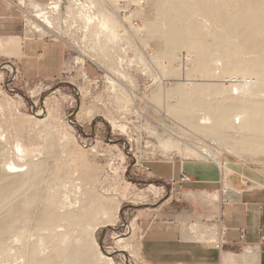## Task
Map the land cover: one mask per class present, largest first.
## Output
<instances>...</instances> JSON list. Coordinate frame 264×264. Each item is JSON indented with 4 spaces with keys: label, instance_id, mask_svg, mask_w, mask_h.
<instances>
[{
    "label": "rangeland",
    "instance_id": "1",
    "mask_svg": "<svg viewBox=\"0 0 264 264\" xmlns=\"http://www.w3.org/2000/svg\"><path fill=\"white\" fill-rule=\"evenodd\" d=\"M131 1L116 12L93 0L119 21L111 36L87 25L88 0H59L56 12L11 0L21 32L0 38V264H148L143 234L176 190L140 164L264 170V112L259 131L226 122L264 107V0ZM24 40L64 44L68 72L25 76L21 48L7 44ZM83 59L97 84L81 77ZM223 251L226 264H255L244 247Z\"/></svg>",
    "mask_w": 264,
    "mask_h": 264
},
{
    "label": "crops",
    "instance_id": "2",
    "mask_svg": "<svg viewBox=\"0 0 264 264\" xmlns=\"http://www.w3.org/2000/svg\"><path fill=\"white\" fill-rule=\"evenodd\" d=\"M10 6L0 0V38L21 32ZM7 44L15 52L21 48L13 59L25 76L51 79L68 72L64 44L29 40ZM144 167L150 177L176 190L175 197L169 196L160 207L161 220H152L143 234L140 251L148 264H218L220 258L226 264L230 254L222 249L242 247L245 257L264 264V170H231L225 177L224 167L219 169L214 161L180 157L153 159ZM182 173L187 177L183 181ZM220 227L226 231L218 249L213 241Z\"/></svg>",
    "mask_w": 264,
    "mask_h": 264
},
{
    "label": "bare ground",
    "instance_id": "3",
    "mask_svg": "<svg viewBox=\"0 0 264 264\" xmlns=\"http://www.w3.org/2000/svg\"><path fill=\"white\" fill-rule=\"evenodd\" d=\"M99 1L101 3L102 2H107L108 4H112L113 3V5L115 7V6H117L119 0H99ZM139 1L140 0H132L133 3H139ZM20 2L22 3L23 0H20ZM48 4L49 5H47V8H51V10L53 12L58 11V9L60 7L59 0L50 1V2H48ZM80 7L82 9V13H84V17L86 19L87 25H89L91 23L92 24L94 23L96 25L97 29H99L100 31H102L101 33H103V31H104V32L109 33V35H111V36H116L117 35V29H116V27L119 26V21L114 16L112 17V14L111 13L104 12L103 9H102V7H101V5H99L98 3L95 4L93 2V0H88L87 3L86 2L85 3H82ZM118 8H119V6H117V8L115 7V11L117 10L116 12H118ZM90 13H94V14L91 15ZM178 14L179 15H182L183 12L180 13V11H179ZM34 16H36V18L39 19V21L45 23L48 27H53L52 22H51V19H50L49 14H48V11L46 9H39V12H37L36 14H34ZM31 26L33 28L36 27L35 24H32ZM137 29L138 28H136V30ZM121 74H120V76H121ZM263 82L264 81H262V83ZM109 83H111V84L115 83L114 79H109ZM253 111H254V113H256L258 115L257 116H252L251 113ZM262 112H264V107H263V109H260L259 107H256V106L251 107V108H249L248 106H246V107H243L242 108V110L240 111L239 114L236 115V117H232L231 119H229L226 122H228L231 127H234L235 125H237L236 127H240V129H241L245 125L251 131H259L261 129V125H260L261 118L259 116L261 115ZM201 123L202 124H200V122L198 121V125L201 128H203V129H209L210 126H207L206 124L207 123H211L210 117L209 116L208 117L203 116ZM200 127H198L197 129L199 130ZM205 152L207 153V150H205ZM11 167L12 168H17V166L14 163H12ZM14 172H18V171H14ZM99 254H100L101 257L107 259L108 260V263H112L113 262V261L110 262L111 261V258H109L108 256L104 255L102 252H100Z\"/></svg>",
    "mask_w": 264,
    "mask_h": 264
},
{
    "label": "built area",
    "instance_id": "4",
    "mask_svg": "<svg viewBox=\"0 0 264 264\" xmlns=\"http://www.w3.org/2000/svg\"><path fill=\"white\" fill-rule=\"evenodd\" d=\"M6 1H8L9 3H11V0H6ZM50 1H53V0H48V2H50ZM121 1H128V0H121ZM131 3H132V1H131ZM134 23L137 24V22H136L135 20H134ZM82 61H83V62H82V65H83V66H82V67H83V71L81 72V77L83 78V80H86L88 84H97V83L99 82V79H98V78H92V77H90V76L87 74V72L84 70V65H85L84 59H83ZM87 61H88V63L92 64L94 67L99 68V65H98V64L93 63L91 60H87ZM99 69H100V68H99ZM140 166H141L143 169L147 170L146 167H144L143 164H140ZM217 166H218L219 169H221V165H218V164H217ZM186 178H187L186 175H185L184 173H182L180 179L183 181V180H185ZM225 231H226L225 227H220V230H219L218 236H217V238L214 239V241H213V244H214V245L216 246V248H218V249H221V247H222V245H223V235H224Z\"/></svg>",
    "mask_w": 264,
    "mask_h": 264
}]
</instances>
